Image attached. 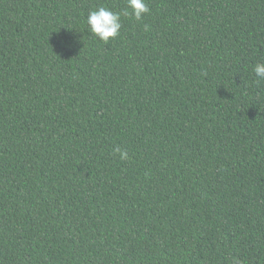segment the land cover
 Returning <instances> with one entry per match:
<instances>
[{
  "label": "trees",
  "instance_id": "16d2710c",
  "mask_svg": "<svg viewBox=\"0 0 264 264\" xmlns=\"http://www.w3.org/2000/svg\"><path fill=\"white\" fill-rule=\"evenodd\" d=\"M146 2L0 0V264H264V0Z\"/></svg>",
  "mask_w": 264,
  "mask_h": 264
},
{
  "label": "clouds",
  "instance_id": "9594fccd",
  "mask_svg": "<svg viewBox=\"0 0 264 264\" xmlns=\"http://www.w3.org/2000/svg\"><path fill=\"white\" fill-rule=\"evenodd\" d=\"M150 9L146 0H126V6L122 12L113 11L106 6H100L88 13L86 25L88 32L99 41L107 44L110 40L117 38L122 27L121 16H131L136 21H141ZM257 77L264 78V63H257L253 68ZM121 160L128 159L126 150L117 147L114 149Z\"/></svg>",
  "mask_w": 264,
  "mask_h": 264
}]
</instances>
